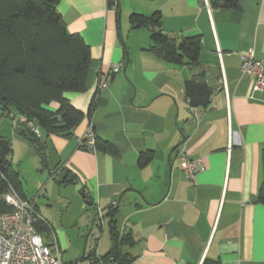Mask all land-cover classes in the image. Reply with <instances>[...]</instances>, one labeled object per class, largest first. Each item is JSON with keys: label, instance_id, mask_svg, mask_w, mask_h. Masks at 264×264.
Segmentation results:
<instances>
[{"label": "crops", "instance_id": "obj_1", "mask_svg": "<svg viewBox=\"0 0 264 264\" xmlns=\"http://www.w3.org/2000/svg\"><path fill=\"white\" fill-rule=\"evenodd\" d=\"M57 8L68 30L81 34L92 50L86 90L66 93L84 118L67 137L42 130L73 181H55L47 190L49 181L35 193L24 183L23 188L27 197H38L41 191L49 207L58 196L66 209H106L99 225H93L91 211L81 215L76 231L55 225L37 199V211L53 226L63 264L76 259V264H93L95 247L96 256L109 252L113 238L107 207L131 186L142 194L126 192L116 219L122 234L132 237L122 247L132 264H264V203L259 200L264 89L254 91L253 76L241 69L243 54L252 51L264 59V0H239L238 7H213L209 0H119L116 10L109 0H60ZM158 11L168 35L201 37L197 66L166 62L150 50V29L131 26L133 13L150 16ZM114 63H121L122 70L99 90L102 75ZM203 70L207 77L220 75L219 88L208 107H189L185 83ZM90 129L115 151L84 147L81 141ZM13 130V141L23 139L36 151L17 120ZM1 137L10 140L11 152L18 148L9 137ZM26 149L24 144L17 164L8 155L21 175ZM143 152L151 153V159L140 165ZM185 157L204 162L193 180L182 170ZM36 158L42 163L39 154ZM54 177L59 178L52 172ZM83 191L93 205L86 203ZM122 209L129 210L120 226ZM81 218L88 234L83 243L77 237Z\"/></svg>", "mask_w": 264, "mask_h": 264}, {"label": "trees", "instance_id": "obj_2", "mask_svg": "<svg viewBox=\"0 0 264 264\" xmlns=\"http://www.w3.org/2000/svg\"><path fill=\"white\" fill-rule=\"evenodd\" d=\"M59 1L0 0V108L13 121L20 122L18 118L26 116L48 135L67 137L85 114L70 102L66 93L86 90L92 50L81 34L68 30L57 8ZM209 1L213 7L239 6V0ZM130 24L134 28L150 29V50L166 62L194 67L199 64L201 37L195 35L178 39L168 35L159 11L150 16L133 13ZM53 103H58V107L54 108ZM20 123L23 125L21 133L30 141L46 166L48 155L43 135L39 137L25 123ZM98 150L115 151V147L109 141L96 138ZM150 159L151 153L143 152L138 162L145 165ZM3 164L5 168L0 170V214L13 210L4 197L11 188L21 197L27 198L20 171L8 157H4ZM57 181L69 182L73 178L67 173L64 180ZM261 182L259 200L264 203V177ZM107 208L113 245L103 257L130 263V260L125 259L122 247L130 244L132 237L130 233L122 234L117 225L118 206L109 205ZM36 225L41 233L51 238L54 229L48 219L38 221ZM92 256L95 262L96 247L92 250Z\"/></svg>", "mask_w": 264, "mask_h": 264}, {"label": "built area", "instance_id": "obj_3", "mask_svg": "<svg viewBox=\"0 0 264 264\" xmlns=\"http://www.w3.org/2000/svg\"><path fill=\"white\" fill-rule=\"evenodd\" d=\"M110 7L118 9L119 0H109ZM241 69L246 75L253 76L252 89L260 91L264 89V59H258L251 51L242 55ZM122 70L121 63H114L111 70L104 73L100 79L99 90L106 88L112 76ZM229 102V98H227ZM26 124L36 135H42L41 127L26 116L18 118ZM81 144L96 151V135L92 129L82 139ZM182 170L187 177L194 179L198 171L204 168L202 159L185 157L181 162ZM8 204L13 206L11 212L0 214V264H63L62 250L57 243L54 233L46 241L36 223L45 220L36 209L37 196L23 198L13 188L4 195ZM101 215V213H100ZM93 264H132L121 263L119 260L106 259L96 256Z\"/></svg>", "mask_w": 264, "mask_h": 264}, {"label": "rangeland", "instance_id": "obj_4", "mask_svg": "<svg viewBox=\"0 0 264 264\" xmlns=\"http://www.w3.org/2000/svg\"><path fill=\"white\" fill-rule=\"evenodd\" d=\"M13 120L10 117L5 116V114L3 113V110L0 108V138L1 136H6L9 137L11 139V142L16 146V143H18V148L13 150L14 152H11L9 155L12 156L15 160V164L19 163V160L22 159V156L20 157V151L21 148L24 146V144L28 147V149H26V151H28V153H26V155L23 156H27L26 159L24 158L23 160H26L22 166L20 165L19 167L22 170V180L23 183L25 185V188L27 187V190H30V192L35 193V190H39L40 186L46 187L47 183L49 181H52L50 186L47 188V190H52V188L54 187V183H56L55 181H57L58 179H54L52 180V178H50V173L48 171V169H46L44 166H42V163L38 160H36L37 158V152L31 148L27 142H25V140L21 139L20 140H16L13 141L15 138V134L13 133ZM35 161V163H34ZM37 161V162H36ZM38 166L41 167V170L38 168ZM43 174V175H42ZM63 186L64 188H68V189H73V186H67V183H64ZM45 194V193H44ZM36 195H38L37 199H38V203L41 206V211L43 212L44 215L49 216V218L51 220L54 221L55 225L59 224L60 227H64V226H69L68 228L71 229H76L78 226L77 225V220L81 217V215H85V217L87 216L88 210L91 211L93 213L96 212V210L94 209H78V207H76L75 209H66L67 208V203L62 204V198L54 197L52 198L53 201L51 202L52 205L51 207H49V205H45L46 204V199L44 198V195L41 194V191ZM64 205V206H62ZM129 209H122V211L124 212H120L121 214H119L118 218H119V225L122 224V221L124 219L123 214L125 215V211H128ZM83 218H81V222H80V226L81 230H80V235H77V237L79 239H82V243L85 240V236H87L88 234L85 233V227H82V221ZM121 226V225H120ZM77 227V228H76ZM44 239L47 240V236L45 233H43Z\"/></svg>", "mask_w": 264, "mask_h": 264}, {"label": "water", "instance_id": "obj_5", "mask_svg": "<svg viewBox=\"0 0 264 264\" xmlns=\"http://www.w3.org/2000/svg\"><path fill=\"white\" fill-rule=\"evenodd\" d=\"M201 73L193 74L185 83L186 88V94L189 97V107H197V106H207L211 102V97L217 92V89L219 88V82H220V75H216L215 77H207V71L203 70ZM185 140V137H183V141ZM10 140L8 138L1 137L0 138V170H4V164L3 160L4 157H8V155L11 152V145ZM46 146H47V155H48V162L44 166L46 169H48L49 173L52 174L53 171H55L58 175L59 180H64L67 176L68 170L66 168H61V158L59 156V152L56 150L53 141L48 138L46 140ZM175 148L173 147V150ZM90 191V195L93 194V189H91V185L87 184ZM137 191L139 194H142L140 190H137L135 188L128 187L116 197L113 201H111L110 205L119 206L122 204V197L123 195L128 191ZM82 197L85 198L86 203L89 205H93V200L89 198V194L85 191L81 192ZM106 209H98L95 213H93L92 217V223L93 225L100 222V219L103 218V213ZM101 213V215H100ZM98 219V221H97ZM98 224V223H97ZM88 239V235L86 237ZM86 239V242H87ZM86 242L83 248V255L86 251ZM78 263V259L74 261V264Z\"/></svg>", "mask_w": 264, "mask_h": 264}, {"label": "flooded vegetation", "instance_id": "obj_6", "mask_svg": "<svg viewBox=\"0 0 264 264\" xmlns=\"http://www.w3.org/2000/svg\"><path fill=\"white\" fill-rule=\"evenodd\" d=\"M200 74H203V73H201V72H199Z\"/></svg>", "mask_w": 264, "mask_h": 264}]
</instances>
